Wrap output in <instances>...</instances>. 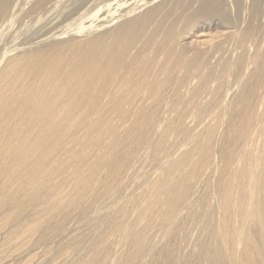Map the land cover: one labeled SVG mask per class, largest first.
Wrapping results in <instances>:
<instances>
[{
	"label": "bare ground",
	"instance_id": "1",
	"mask_svg": "<svg viewBox=\"0 0 264 264\" xmlns=\"http://www.w3.org/2000/svg\"><path fill=\"white\" fill-rule=\"evenodd\" d=\"M45 1L0 0V264H264V0H95L20 46Z\"/></svg>",
	"mask_w": 264,
	"mask_h": 264
},
{
	"label": "rangeland",
	"instance_id": "2",
	"mask_svg": "<svg viewBox=\"0 0 264 264\" xmlns=\"http://www.w3.org/2000/svg\"><path fill=\"white\" fill-rule=\"evenodd\" d=\"M10 2H9V7H10V9H12L13 10V12H19L22 8H24V9H27V7H28V5H27V3L29 2V1H31V0H9ZM25 1V2H24ZM32 1H34V0H32ZM56 1H58V0H46L45 1V3H44V5H43V7L40 9V12H39V10H37V11H35L34 13L32 12V14L31 13H29V15H25V16H22L21 18H19L16 22H15V26L13 25V27L11 28V30H9V32H11L12 30V34H13V32H19V33H17V35L19 36V37H17L18 39H16V40H19V41H17V44H21L20 46H33V45H35V43H39L40 41H42V40H44L45 38H46V36H48V37H50L52 34H50V33H52V32H59V31H61L62 29H63V24L67 21H71V19H76L79 15H81L82 13H81V11L83 10V8H84V10L86 11V8H87V6L88 5H90V7L92 8V6H93V4H94V1L95 0H64V1H66V2H64V1H62L61 0V3H60V6H58L57 8L58 9H54V10H52V6H53V3H55ZM16 2V3H15ZM90 2V3H89ZM91 2H93L92 4H91ZM18 3H19V5H18ZM25 3V4H24ZM67 3V4H66ZM11 4V5H10ZM19 7H18V6ZM25 5V6H24ZM61 5H65L66 6V8H65V6H61ZM72 5H73V7H72ZM70 7V10H68L69 9V7ZM74 6H76V8L74 7ZM84 6V7H83ZM12 7V8H11ZM26 7V8H25ZM50 7H51V10H50ZM86 7V8H85ZM16 8V9H15ZM20 8V9H19ZM49 8V9H48ZM80 8V9H79ZM90 8V9H91ZM62 9V10H61ZM65 9H66V11H65ZM89 9V7H88V9H87V11L88 10H90ZM56 10V11H55ZM80 11V13L78 12V11ZM84 10H83V12H84ZM48 11H50V12H48ZM53 11V12H52ZM64 12V14L66 15L67 13L70 15V14H72V15H70L71 16V19H69L70 18V16H68V14H67V16H64V14H63V16L64 17H61L60 18V20H59V18L58 17H60V14H61V12ZM68 11V12H67ZM76 11H77V13H76ZM17 12V13H18ZM67 12V13H66ZM70 12V13H69ZM42 13V14H41ZM43 13H44V15H43ZM48 13V14H47ZM50 13H55V15L53 14V15H51V17L49 18V16H50ZM58 13V14H57ZM36 14V15H35ZM77 14H79L78 16H77ZM38 15H40L39 17H37ZM46 15H48V16H46ZM74 15V16H73ZM32 16V17H31ZM46 16V17H45ZM53 16V17H52ZM58 16V17H57ZM62 16V15H61ZM75 16H77V17H75ZM38 19V18H41L40 20L38 19H36V18ZM66 17V18H65ZM73 17V18H72ZM43 18H45V21H44V19ZM46 18L47 19H50V20H46ZM52 18V19H51ZM64 18H65V20H64ZM31 19V20H30ZM56 19V20H55ZM36 20H37V23H36ZM87 21H84V23L82 22V24H83V26H89V25H91L92 24V22H94V19L92 18V16L91 17H88L87 19H86ZM41 21V22H40ZM42 21H43V23H42ZM55 21V22H54ZM58 21V22H57ZM21 22H22V24H21ZM31 22V23H30ZM33 22V23H32ZM53 22V23H52ZM60 22V23H59ZM65 23L64 25H66V24H68V23ZM29 23H30V25H31V27H30V25H29ZM40 23H41V25H40ZM46 23H47V27H46ZM48 23H50L51 25H49ZM2 24H5V22L3 23V22H1L0 21V26L1 27H3L4 28V26L5 25H3L2 26ZM25 24H27V25H25ZM40 26H39V25ZM55 24H56V26H55ZM58 24H59V26H58ZM61 24H62V26H61ZM29 25V26H28ZM33 25V26H32ZM35 25V26H34ZM27 26H28V28H30V29H28L27 28ZM42 26V27H41ZM61 26V27H60ZM0 27V28H1ZM21 28V29H20ZM27 28V29H26ZM61 28V29H60ZM60 29V30H59ZM29 30V31H28ZM24 35H23V34ZM11 34V35H12ZM50 35V36H49ZM13 36H14V34H13ZM24 36V37H23ZM31 36V37H30ZM45 36V38H43ZM47 37V38H48ZM6 38H9V36H7ZM39 38H41V39H39ZM32 39V40H31ZM38 41V42H37ZM19 42V43H18ZM16 43V42H15ZM33 44V45H32ZM71 226L73 225L72 223L70 224ZM38 248V249H37ZM37 248H32V251L33 252H35L34 251V249L36 250V251H38V252H41V247L40 246H37ZM20 257H22V256H18V258L19 259H17V257L15 258V261H13L14 263L16 262V261H18V262H16V264H23L22 262V259H23V257L22 258H20ZM21 259V260H20ZM13 262L11 263V264H13ZM20 262V263H19ZM36 263L38 262L37 260L35 261ZM10 263V262H9ZM8 263V264H9ZM28 264H31V263H28ZM33 264V263H32Z\"/></svg>",
	"mask_w": 264,
	"mask_h": 264
}]
</instances>
